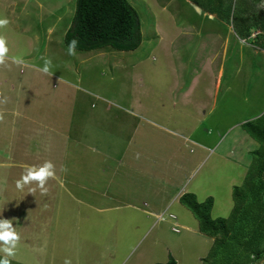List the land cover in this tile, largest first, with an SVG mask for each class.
Masks as SVG:
<instances>
[{
    "label": "rangeland",
    "instance_id": "rangeland-1",
    "mask_svg": "<svg viewBox=\"0 0 264 264\" xmlns=\"http://www.w3.org/2000/svg\"><path fill=\"white\" fill-rule=\"evenodd\" d=\"M76 1L0 0V19L9 21L0 27L9 49L0 64V206L54 212L53 264H155L172 257L177 264H211L215 238L200 233L186 206L170 201L173 186L154 191L169 171L168 178L183 181L181 192L199 202L214 199V219L231 215L234 188L257 167L261 146L242 125L264 114V0H191L195 6L129 0L141 20L138 49L69 55L63 42ZM45 59L52 61L48 73L41 71ZM153 113L167 131L154 132L140 118L152 120ZM47 158L61 160L56 174L76 197H46L38 181L17 189L26 167ZM179 163L182 174H175ZM8 175L16 181H4ZM262 197L264 203V190ZM133 199L164 219L124 206ZM109 207L118 208L100 210Z\"/></svg>",
    "mask_w": 264,
    "mask_h": 264
},
{
    "label": "trees",
    "instance_id": "trees-1",
    "mask_svg": "<svg viewBox=\"0 0 264 264\" xmlns=\"http://www.w3.org/2000/svg\"><path fill=\"white\" fill-rule=\"evenodd\" d=\"M75 40V49L91 51L112 47L134 51L141 46V20L129 0H77L76 11L64 43ZM243 130L261 146L255 152L257 167L249 171L243 186L234 188V209L227 218L211 215L214 199L199 202L194 193H185L180 201L199 221L202 234L215 238L206 258L211 264H263L264 248L255 242L261 229L264 203V114L242 125ZM253 258V259H252ZM177 264L172 257L166 263Z\"/></svg>",
    "mask_w": 264,
    "mask_h": 264
},
{
    "label": "crops",
    "instance_id": "crops-1",
    "mask_svg": "<svg viewBox=\"0 0 264 264\" xmlns=\"http://www.w3.org/2000/svg\"><path fill=\"white\" fill-rule=\"evenodd\" d=\"M186 1L189 2L190 4H192L193 6H195L190 0H186ZM196 8L198 9L199 7L196 6ZM210 18H213V17L210 15ZM104 48H100V49L95 48V49L102 51V49H104ZM92 51H94V50H91V52ZM85 52H87V51H85ZM88 52H90V51H88ZM125 52H131V51H125ZM103 53H105V52H101L100 56H109L110 55L109 53H106V54H103ZM110 59H112V58L106 57L104 60L109 61ZM104 63H105V61H104ZM151 117H152V120H150L149 118H146L144 116H141L140 118H141V120L152 124V130L154 132L158 133V131H161V130H165V131L168 130V128H166L165 124H162V123H160L161 121H158L159 120L158 118H160L158 115L153 113L151 115ZM119 139L122 142V139L120 137H119ZM187 140H188V138H187ZM239 141H240V144H242L243 142L247 143V138L241 137ZM111 146H112V148L115 147V145H111ZM122 146L125 147V148H123V150L125 149V152L128 151V149H129L128 144L125 146L123 144ZM139 154H137V155H139ZM48 161L52 162V164L54 165L55 176H54V178H49L47 180V184L43 186V188L47 189V192L50 193L46 197H53V198L59 197L63 192H67V194L72 198L76 197L75 194H73L72 191H70L69 189L65 190V185L63 183L64 179L62 177L60 178V176L58 174H56V173L60 174L59 167L61 166V163H60L61 160H59L58 158H51L49 160L47 158L45 160H42L40 165L42 166L45 162H48ZM155 164H157V162ZM183 168H184V166L181 163H179L173 169V173L182 174ZM137 170L141 174L147 173L142 169L140 170L139 168H137ZM160 171H163V170H160ZM170 173L171 172H169V171H165L166 177L158 179V180H161V183L163 184V186H161V187L158 186L157 190L154 191V193H155V195L158 196L159 195L158 193L161 191H164V189L168 185L173 186L175 188V190H174L175 192L171 195L170 201H173L176 199V201H178L180 204H182L180 199L185 194V193L181 192L182 187H183V181L179 179L178 183H175V179L168 178L167 174H170ZM16 178L17 177H13V176L8 175V177L4 181L12 182V180L16 181ZM150 178L154 179L155 176H151ZM171 181H174V182H171ZM159 183H160V181H159ZM79 187L84 189V190H91V192L93 194L97 192L95 188L90 189V188H87L83 185H79ZM61 190H65V191H61ZM0 197H1V194H0ZM141 203L142 202H137L136 199H133L131 201L126 202L124 206H128L129 208H133L134 210H140L143 214L145 213L146 215H148V214L149 215H159V214H157L158 212H156L153 208L145 209L144 207L141 206L142 205ZM143 205L145 207L148 206V204L146 202ZM116 208H118V207H109V208L100 209V210H108V209H116ZM48 209H46L45 207L40 208V209H37V208H34V209L30 208L29 209V208H25L23 206H18V207H15V206L1 207L0 206V221H3V220H12L13 221L14 220L12 227L17 230V232L20 236V239L17 242V248L15 250L14 257L8 258L10 261V264H53L55 259L58 258L56 256V252L54 250H53V253H51L50 257L48 255L49 254V251H48L49 246L54 245V247H55V245H56L57 235H56V232L54 233V231H57V229H58V227H55L54 229H52L53 226H58V224L54 225L53 216H49V214H53L54 212L52 210H48ZM4 213H9L11 216H9L7 219H3L2 215ZM21 215H23V216H21ZM40 215H45V217L42 219V218H40ZM159 218L164 219L163 216H161V215H159ZM16 219H18L19 220L18 223H20V226H18V227L16 225ZM39 219H40V222L38 223ZM175 224L178 225V223H175ZM198 228H199V221H198ZM2 243L3 242H0V244H2ZM2 255H4V254L0 253V256H2ZM47 258H49V259H47ZM48 260L50 263H47Z\"/></svg>",
    "mask_w": 264,
    "mask_h": 264
},
{
    "label": "clouds",
    "instance_id": "clouds-1",
    "mask_svg": "<svg viewBox=\"0 0 264 264\" xmlns=\"http://www.w3.org/2000/svg\"><path fill=\"white\" fill-rule=\"evenodd\" d=\"M9 21L7 19H0V27L7 25ZM75 45L76 41L73 40L68 46V54H75ZM9 49L6 44V39L3 36H0V64L6 63V56ZM14 62L17 64H22L23 59L21 57H14ZM52 65L51 59H45L44 67L41 69L44 73L50 71ZM54 165L52 162H45L42 166L26 167L25 174L22 175L21 179L16 182V187L19 190H23L25 185L30 184L33 181H38L39 185L43 188V185L47 182L49 178H54ZM44 192H47V189H43ZM12 220H3L0 221V253L4 255L0 256V264H10L9 257H14L15 250L17 248V242L20 239V236L15 228L12 227ZM64 264H72L70 259H65Z\"/></svg>",
    "mask_w": 264,
    "mask_h": 264
},
{
    "label": "built area",
    "instance_id": "built-area-1",
    "mask_svg": "<svg viewBox=\"0 0 264 264\" xmlns=\"http://www.w3.org/2000/svg\"><path fill=\"white\" fill-rule=\"evenodd\" d=\"M171 218H173V219H175L176 217L174 216V215H171ZM174 224V231H176V232H178V225L177 224H175V223H173Z\"/></svg>",
    "mask_w": 264,
    "mask_h": 264
},
{
    "label": "flooded vegetation",
    "instance_id": "flooded-vegetation-1",
    "mask_svg": "<svg viewBox=\"0 0 264 264\" xmlns=\"http://www.w3.org/2000/svg\"><path fill=\"white\" fill-rule=\"evenodd\" d=\"M191 1V0H190ZM205 13H207L208 14V12L207 11H205ZM210 15V14H209Z\"/></svg>",
    "mask_w": 264,
    "mask_h": 264
},
{
    "label": "water",
    "instance_id": "water-1",
    "mask_svg": "<svg viewBox=\"0 0 264 264\" xmlns=\"http://www.w3.org/2000/svg\"><path fill=\"white\" fill-rule=\"evenodd\" d=\"M199 9V8H198Z\"/></svg>",
    "mask_w": 264,
    "mask_h": 264
}]
</instances>
